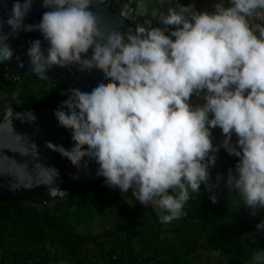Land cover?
<instances>
[{"label":"clouds","instance_id":"obj_1","mask_svg":"<svg viewBox=\"0 0 264 264\" xmlns=\"http://www.w3.org/2000/svg\"><path fill=\"white\" fill-rule=\"evenodd\" d=\"M33 2L14 0L0 22L16 34L38 31L47 42L46 50L39 39L29 42L31 72L48 80L53 68L78 66L104 77L91 91L70 89L54 116L73 146L47 142L48 150L77 168L94 160L108 187L132 189L162 224L179 219L201 185L216 203L212 189L221 179L239 197L234 207L253 217L264 209V24L250 23L264 19V0H218L211 13L180 4L160 14L162 27L148 21L124 33L101 31L91 0H42L40 22L25 24ZM7 40L0 35V62L14 56ZM194 95L204 103L193 107ZM215 128L224 136L219 146ZM221 147L238 160L214 185L210 169ZM43 175L54 183L58 171L46 167ZM256 228L264 230V220ZM252 264H264V252Z\"/></svg>","mask_w":264,"mask_h":264},{"label":"trees","instance_id":"obj_2","mask_svg":"<svg viewBox=\"0 0 264 264\" xmlns=\"http://www.w3.org/2000/svg\"><path fill=\"white\" fill-rule=\"evenodd\" d=\"M129 1L113 0L110 10L118 12ZM5 70L0 65V72ZM67 91L66 85H49L28 77L19 81L0 78V94L6 96L0 101H7L16 111H51ZM236 163L233 157L217 156L210 169L211 183L215 185L216 175L223 176ZM107 191L93 182L72 188L49 206L44 189L0 198V251L9 258L0 264L57 261L47 247L80 264L94 257L102 264H193L200 241L205 249L220 251L227 264H252L256 252H264V230L256 228L264 220V209L253 217L242 204L234 207L230 201L239 197L227 191L224 179L212 189L216 203L211 202L204 185L198 195L190 194L178 222L166 224V237L165 224L150 205H128L120 194L107 195ZM104 213L119 222L120 230L97 235L78 232L81 224Z\"/></svg>","mask_w":264,"mask_h":264},{"label":"water","instance_id":"obj_3","mask_svg":"<svg viewBox=\"0 0 264 264\" xmlns=\"http://www.w3.org/2000/svg\"><path fill=\"white\" fill-rule=\"evenodd\" d=\"M14 0H0V22L9 17ZM42 0H34L31 10L24 20L25 24L35 25L41 20L45 11L41 7ZM113 0H91L90 10L97 16L98 27L103 32H127L135 30L137 25H146L150 21L153 27H162L159 23L160 14L167 15L169 8L192 4L196 11L213 12L214 0H130L118 12L110 10ZM8 34L7 43L14 51L12 60L0 62L5 69L17 77H28L49 85H66L68 91L59 99L56 108L51 111H38L35 109L16 111L7 101L0 103V198H8L44 189L47 201L60 200L70 193L74 187L84 186L97 182L106 190H118L108 187L104 178L97 175L98 165L94 160L85 157L79 168L74 167L67 159L58 153L48 150L45 145L51 142L70 149L72 145L71 132L58 125L54 112L61 106L63 100L70 94V89L78 88L82 91H91L99 82L104 80L102 73L93 70L80 71L78 66L68 68H53L47 75L48 80L38 79L30 70L26 55L30 41L41 40L42 49H47L48 44L38 31L18 34L11 32L9 26L0 24V35ZM91 54V50L88 55ZM16 57H19L17 59ZM23 67H19L20 63ZM193 107L203 104L202 97L190 100ZM34 117V119H33ZM212 143L219 146L224 136L219 128L211 129ZM236 136L233 134L232 143L235 144ZM37 149L32 147V144ZM228 155L224 148H219L215 153ZM238 160L234 156H230ZM46 167L55 168L58 178L54 183L45 182L43 172ZM60 188L61 191H53ZM132 191V190H131Z\"/></svg>","mask_w":264,"mask_h":264},{"label":"rangeland","instance_id":"obj_4","mask_svg":"<svg viewBox=\"0 0 264 264\" xmlns=\"http://www.w3.org/2000/svg\"><path fill=\"white\" fill-rule=\"evenodd\" d=\"M5 97L6 96L4 94H2V93L0 94V99H3ZM116 193L120 194L124 203H126L128 205H135L138 202L135 199V197L132 196V191L128 190L127 193H121L120 190L119 191L118 190H116V191L115 190H108L107 191V195L116 194ZM51 204H52V201L47 203L48 206ZM151 207L159 215L157 210L153 206H151ZM172 222L176 223V222H178V219L173 220ZM167 227H169V226L166 224L163 225L165 237L169 236V234L166 230ZM77 230H78V232H80L82 234L97 235V234H103L104 232H107L109 230L118 231V230H120V227H119V222L116 219H114L113 217L104 213L101 216L94 217V219L88 223L81 224L77 228ZM46 249L52 257H56V256L58 257L57 261L54 260L50 264H80V263L75 262L73 260L64 259L61 256L59 250H57L56 248L47 247ZM4 258L6 260L9 259L6 254H4L3 252L0 251V262ZM83 264H102V263L96 257H94V258L88 259ZM193 264H227V259L220 253V251H209V250L205 249L202 246V243L200 241L199 246L197 248V251L195 253V256L193 257Z\"/></svg>","mask_w":264,"mask_h":264},{"label":"built area","instance_id":"obj_5","mask_svg":"<svg viewBox=\"0 0 264 264\" xmlns=\"http://www.w3.org/2000/svg\"><path fill=\"white\" fill-rule=\"evenodd\" d=\"M250 21L255 22V23L264 24V19H260V18H251ZM0 78L4 80H13V81L20 80V77L10 74L7 70L0 72ZM46 111H49V110H46Z\"/></svg>","mask_w":264,"mask_h":264},{"label":"crops","instance_id":"obj_6","mask_svg":"<svg viewBox=\"0 0 264 264\" xmlns=\"http://www.w3.org/2000/svg\"><path fill=\"white\" fill-rule=\"evenodd\" d=\"M217 2H218V0H214V4L217 3ZM224 2H225V6H227V2H228V0H224ZM250 23H251V24H257V23L252 22V21H250ZM195 97H196V96H195ZM195 97H193V98H195ZM193 98H191V99H193Z\"/></svg>","mask_w":264,"mask_h":264},{"label":"flooded vegetation","instance_id":"obj_7","mask_svg":"<svg viewBox=\"0 0 264 264\" xmlns=\"http://www.w3.org/2000/svg\"><path fill=\"white\" fill-rule=\"evenodd\" d=\"M2 101H0V103H1ZM132 189H129V191H131Z\"/></svg>","mask_w":264,"mask_h":264}]
</instances>
